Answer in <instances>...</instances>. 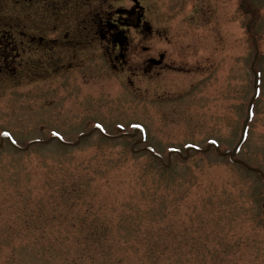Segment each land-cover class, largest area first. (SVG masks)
I'll return each instance as SVG.
<instances>
[{"label":"rangeland","instance_id":"obj_1","mask_svg":"<svg viewBox=\"0 0 264 264\" xmlns=\"http://www.w3.org/2000/svg\"><path fill=\"white\" fill-rule=\"evenodd\" d=\"M25 1L46 28L60 22L54 1ZM200 1L203 22L195 21L192 3L185 6L190 46L182 54L202 67L157 78L129 68L121 78L93 83V95L78 92L60 102L48 92L50 80L34 74L29 83L0 84V264H71L82 248L77 243L90 242L95 228L108 230L101 241L112 244L111 253L90 252L83 264L114 263L107 255L121 256L124 264L165 257L171 264H264L263 178L221 153L240 144L235 158L264 171V0ZM144 3L150 17L151 1ZM66 5L63 13L70 11ZM167 38L158 48L181 55ZM97 123L109 135L96 130ZM136 123L146 132L135 145L140 152H132L139 133L119 135L120 128L133 132ZM4 131L16 146L1 139ZM54 131L65 141L91 133L65 146L52 138ZM35 139L42 143L22 148ZM167 195L179 202L176 219L186 229L182 239H170L185 242V251L152 255L144 245L155 240L143 232L151 225L146 218H159L152 211ZM33 202L44 211L37 208L31 220ZM138 208L148 213L134 216Z\"/></svg>","mask_w":264,"mask_h":264},{"label":"flooded vegetation","instance_id":"obj_2","mask_svg":"<svg viewBox=\"0 0 264 264\" xmlns=\"http://www.w3.org/2000/svg\"><path fill=\"white\" fill-rule=\"evenodd\" d=\"M31 1L42 5L54 1L60 22L46 28L44 17L30 13V3L0 0V84L29 83L34 74L50 80L53 88L47 91L60 102V97L78 92L93 95V83L111 75L121 78L129 68L157 78L164 71L184 73L189 66H203L185 61L182 54L190 46L184 9L192 3L195 21L203 22L200 0H150V17L144 0ZM63 3L70 4L69 12L63 13L67 6ZM174 15L179 18L175 23ZM31 16L38 18L31 23ZM166 37L181 55L158 48Z\"/></svg>","mask_w":264,"mask_h":264},{"label":"trees","instance_id":"obj_3","mask_svg":"<svg viewBox=\"0 0 264 264\" xmlns=\"http://www.w3.org/2000/svg\"><path fill=\"white\" fill-rule=\"evenodd\" d=\"M166 170V169H164ZM163 199L161 201V204L157 207L154 208V210L152 211L153 214L158 213L159 214V218H146L149 222H151V225L149 226V228L146 227V229L143 231L146 235H148L151 239L155 238V240L150 243L153 244L154 246L148 245V244H144L146 246L145 251H151L152 255H155V253H167L169 251H172L171 254H179V253H184V247L186 246L185 242H183L182 240H176V241H172L170 239V236H174L177 237L179 239H182L185 236V228L183 226H181V224L178 222V220L176 219V213L179 211L177 207V205H179V202L173 198L168 199V195L167 196H162ZM179 199V198H178ZM28 204H30L28 201ZM33 204H37L34 203ZM127 205H129L130 203H126ZM40 203H38L36 206H34V208L32 209V214H30L31 216V220L33 219V215L36 212L37 213V208L41 209L42 211H44L43 208L40 207ZM144 206H148L146 203L144 204ZM173 207L174 210L171 211L170 214H168L169 211H167V208L169 207ZM134 208V206H133ZM46 211V210H45ZM141 212H146L141 210L140 208H138L135 212H134V216H138ZM148 213V212H146ZM44 214V213H43ZM142 219V218H140ZM199 219V218H198ZM201 221V219H199ZM156 225H154V223ZM197 228V227H196ZM195 228V229H196ZM108 230H106L105 234H102L100 229L95 228L92 229V231L90 232V236H92V240L88 243H84L82 244L81 242L77 243V244H81L82 248H76L75 252L73 254V260L71 262V264H83L86 258L90 257V252L92 253H96L101 249H105V250H109V254L111 253V249H112V244H108L107 242H102L101 240L104 239V237L106 236V234H108ZM42 234H44V232L42 231ZM182 236V237H180ZM79 238L81 239H88L86 236H79ZM170 240V242H169ZM106 243V244H104ZM197 243L199 245H202L199 242H193V245L196 246ZM148 245V246H147ZM50 249V246H47V250ZM169 254V255H171ZM159 256V255H157ZM165 256H167L165 254ZM159 257H164L163 255H160ZM113 260L115 259V262L112 264H124L123 262V258L121 256H116V255H107V259L106 260ZM142 259H136V261H139ZM173 261V259H171V257H165V258H155L154 260L150 259L148 260L146 263H142V264H171ZM184 260L183 259H179L178 260V264H184ZM110 264V262H109ZM141 264V263H140Z\"/></svg>","mask_w":264,"mask_h":264},{"label":"water","instance_id":"obj_4","mask_svg":"<svg viewBox=\"0 0 264 264\" xmlns=\"http://www.w3.org/2000/svg\"><path fill=\"white\" fill-rule=\"evenodd\" d=\"M136 132H137V131H136ZM223 154H230L231 157H233V152H231V151H225V152H223Z\"/></svg>","mask_w":264,"mask_h":264}]
</instances>
